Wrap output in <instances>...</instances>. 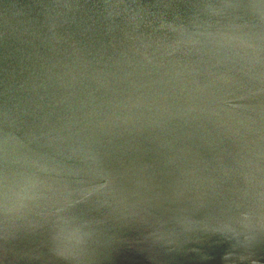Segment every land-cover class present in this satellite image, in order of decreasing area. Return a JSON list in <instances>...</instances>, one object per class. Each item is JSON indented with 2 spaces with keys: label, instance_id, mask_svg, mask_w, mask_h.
Returning a JSON list of instances; mask_svg holds the SVG:
<instances>
[{
  "label": "water",
  "instance_id": "1",
  "mask_svg": "<svg viewBox=\"0 0 264 264\" xmlns=\"http://www.w3.org/2000/svg\"><path fill=\"white\" fill-rule=\"evenodd\" d=\"M0 264H264V0H0Z\"/></svg>",
  "mask_w": 264,
  "mask_h": 264
}]
</instances>
